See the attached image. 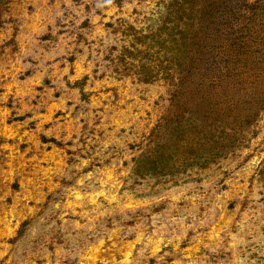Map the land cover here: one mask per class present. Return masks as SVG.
Segmentation results:
<instances>
[{
	"label": "rangeland",
	"instance_id": "obj_1",
	"mask_svg": "<svg viewBox=\"0 0 264 264\" xmlns=\"http://www.w3.org/2000/svg\"><path fill=\"white\" fill-rule=\"evenodd\" d=\"M0 264H264V0H0Z\"/></svg>",
	"mask_w": 264,
	"mask_h": 264
}]
</instances>
